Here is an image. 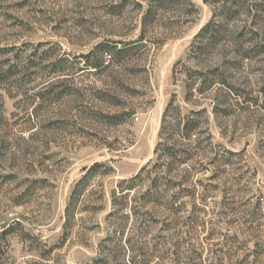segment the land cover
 I'll list each match as a JSON object with an SVG mask.
<instances>
[{
	"label": "rangeland",
	"instance_id": "rangeland-1",
	"mask_svg": "<svg viewBox=\"0 0 264 264\" xmlns=\"http://www.w3.org/2000/svg\"><path fill=\"white\" fill-rule=\"evenodd\" d=\"M191 1L0 0V264H264V0Z\"/></svg>",
	"mask_w": 264,
	"mask_h": 264
},
{
	"label": "trees",
	"instance_id": "trees-1",
	"mask_svg": "<svg viewBox=\"0 0 264 264\" xmlns=\"http://www.w3.org/2000/svg\"><path fill=\"white\" fill-rule=\"evenodd\" d=\"M145 2L147 3V11H146L144 19H143V35L141 36V41H143V39L145 37L144 33L147 30V28L149 26H151L156 21V19H158L162 15L170 14V13H176V11H178L183 6H187L191 9L192 12L198 13L196 6L192 3L191 0H145ZM177 14H178V12H177ZM176 23H175L176 25L180 24V22H178V21ZM208 28L209 27H207L202 32V34H204L206 32V30H208ZM171 107L172 106H169L168 110L165 113L162 131H164V129H165V124H166L165 119L167 118L169 110L171 109ZM192 123H193V121L188 120V122L185 124V132L187 134V137L190 136V133L192 130V126H191ZM160 147H161V143L158 144L156 151H155L157 156H159ZM97 168H98V166L94 167L93 170H96ZM137 179H140V176L133 179V181H136Z\"/></svg>",
	"mask_w": 264,
	"mask_h": 264
}]
</instances>
